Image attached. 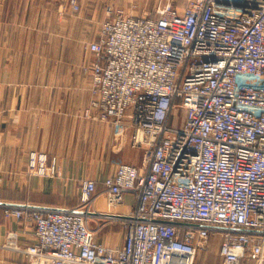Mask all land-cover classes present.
Segmentation results:
<instances>
[{"label":"built area","instance_id":"obj_1","mask_svg":"<svg viewBox=\"0 0 264 264\" xmlns=\"http://www.w3.org/2000/svg\"><path fill=\"white\" fill-rule=\"evenodd\" d=\"M87 49V116L97 112L119 143L131 131L144 151L140 167L121 162L104 183L109 208L136 200L130 216H115L124 244L96 240L97 185L85 180L76 208L6 206L7 217L34 227L35 242L11 232L2 248L29 264H204L215 237L221 264H264V0L118 12ZM28 166L35 177L60 176L45 153H29Z\"/></svg>","mask_w":264,"mask_h":264},{"label":"crops","instance_id":"obj_2","mask_svg":"<svg viewBox=\"0 0 264 264\" xmlns=\"http://www.w3.org/2000/svg\"><path fill=\"white\" fill-rule=\"evenodd\" d=\"M130 1L79 0V5L84 15L96 16L128 10ZM69 11L70 0H0V264H29L25 256L2 248L11 232L21 245L35 242L31 224L5 215L8 205L76 208L82 182L93 180L98 215L89 224L99 229L98 242L113 248L124 244L126 233L125 222L115 216H130L136 207L132 195L112 210L107 205L105 180L121 162L140 167L144 151L131 146V131L119 143L112 125L96 119L97 112L87 116L92 84L83 67L93 62L86 43L97 36L87 37L85 23L55 22L56 15ZM31 152L57 158L60 176L32 177Z\"/></svg>","mask_w":264,"mask_h":264},{"label":"rangeland","instance_id":"obj_3","mask_svg":"<svg viewBox=\"0 0 264 264\" xmlns=\"http://www.w3.org/2000/svg\"><path fill=\"white\" fill-rule=\"evenodd\" d=\"M138 1L139 0H131L129 3L130 8L128 10L124 9V8L123 9L119 8L118 10L109 9L106 14L104 13V14H99L96 16L84 15L83 13H81V7L79 5L78 10H74L71 7V11H69V13H67V14L66 13L65 14L60 13V14L56 15L54 19H55V22H57L58 24L68 23V19L72 23H77V24L78 23H81V24L85 23V27H86L85 30H86L87 37L89 36V34L91 32H94V33H96V36L98 39V35L100 33V30H101L103 23H105L109 19H112L115 15L118 14V12H122L125 16H134V17L135 16L136 17L137 16H144V15L155 16L156 11L160 7H165L168 4H171L172 7L177 8L178 10L182 11L190 2H192L194 0H148L147 7H144L146 4L145 5L143 4L144 8L140 7ZM77 2L79 4V0H77ZM70 6H71V3H70ZM110 11H112L111 14L109 13ZM87 41H89V40L87 39ZM90 42L91 41L87 42L86 45ZM93 59H94V56H93ZM86 76H88V75H86ZM28 172L31 175L30 170H29V166H28ZM32 177H35V176H32ZM37 178H41V177H37ZM43 179H46V178H43ZM80 205H81V203H80ZM92 206H91V209H89L90 211H94ZM109 209L112 210L113 208H109ZM118 223H120V222H118ZM125 227H126V225H125ZM90 228L95 231L96 240L99 241V239H98L99 237L97 235V232L99 231V229H94L91 227V225H90ZM213 238H215V237H213ZM213 238L211 239V244L209 246L208 251L205 253L201 252V257L205 258L204 264H221V261H220L219 255H218L219 239H217V238L213 239Z\"/></svg>","mask_w":264,"mask_h":264},{"label":"water","instance_id":"obj_4","mask_svg":"<svg viewBox=\"0 0 264 264\" xmlns=\"http://www.w3.org/2000/svg\"><path fill=\"white\" fill-rule=\"evenodd\" d=\"M242 83L251 84V85H261L262 82L255 80H240Z\"/></svg>","mask_w":264,"mask_h":264},{"label":"bare ground","instance_id":"obj_5","mask_svg":"<svg viewBox=\"0 0 264 264\" xmlns=\"http://www.w3.org/2000/svg\"><path fill=\"white\" fill-rule=\"evenodd\" d=\"M88 214H93V213H88ZM109 216H113V215H109Z\"/></svg>","mask_w":264,"mask_h":264}]
</instances>
